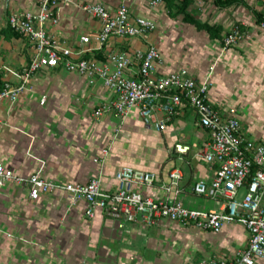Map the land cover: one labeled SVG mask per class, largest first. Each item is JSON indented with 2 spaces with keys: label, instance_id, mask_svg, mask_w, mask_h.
Listing matches in <instances>:
<instances>
[{
  "label": "crops",
  "instance_id": "obj_1",
  "mask_svg": "<svg viewBox=\"0 0 264 264\" xmlns=\"http://www.w3.org/2000/svg\"><path fill=\"white\" fill-rule=\"evenodd\" d=\"M41 0H0V88L17 84L18 74L29 61L25 40L10 30L3 31L12 12L38 10ZM151 0H58L57 24L46 23L48 33L72 54L111 52L133 54L155 45L160 53L158 75L179 69L201 80L213 66L208 100L225 115L229 109L242 125L244 135L260 140L264 133V20L262 0H235L220 5L216 0H191L186 11L196 21L221 29L210 37L183 19L171 16L164 1ZM102 3L113 10L125 4L130 17H145L156 29L145 37L114 38L100 46L95 40L98 21L86 14L84 3ZM178 2V1H176ZM234 25L244 30L235 46L223 48V37ZM87 37L81 42L80 37ZM31 90L11 103L0 101V163L14 174L35 172L47 180L85 183L99 177L102 186L116 188L115 172L123 166L153 173L151 185L135 189L156 199L169 197L196 210H219L221 199L195 194L192 185L210 181L216 164L203 152L208 132L197 124L198 117L187 105L158 130L144 124L137 108L121 120L113 111L93 115L115 94L100 80L93 84L62 65L41 67L32 74ZM244 92L245 95H240ZM163 117L156 110L154 119ZM187 146L177 153L174 145ZM108 149L103 156L102 151ZM178 170L180 192L167 193L163 183ZM86 202L74 204L59 191L28 196L25 184L6 182L0 186V264H211L214 258L235 257L246 246L248 233L238 224H225L218 232L200 230L169 220L155 224L118 221L99 209L85 214ZM255 264H264V258Z\"/></svg>",
  "mask_w": 264,
  "mask_h": 264
},
{
  "label": "built area",
  "instance_id": "obj_2",
  "mask_svg": "<svg viewBox=\"0 0 264 264\" xmlns=\"http://www.w3.org/2000/svg\"><path fill=\"white\" fill-rule=\"evenodd\" d=\"M57 1L41 0L35 12H12L7 17V25L25 40L29 61L18 74L17 84L5 82L2 85L0 101L13 103L26 90H31L32 74L39 68L62 65L66 70L86 77L90 84L100 80L115 94L110 104H102L94 110L95 117L112 110L123 120L133 108H137L144 124H153L161 130L185 104L197 115V124L208 132L203 158L210 164H216L214 177L210 181L194 182L192 191L200 196L221 199V208L202 211L186 207L169 197L156 199L146 196L135 186L151 185L155 180L154 174L128 166L115 172L116 188L111 190L102 186L99 177H91L85 183H56L44 179L39 172L26 177L16 175L0 163V186L8 181L23 183L31 200L53 191L62 192L72 204L80 200L86 202V216L92 217L99 209L117 220L120 227L125 222L152 225L158 220H169L218 232L225 224L238 223L248 233L246 246L235 257L214 258L211 264H255L257 259L264 258V133L260 140L247 138L234 109L221 115L220 110L209 102L213 66L201 80L188 75L184 69L158 75L156 67L160 53L152 44L129 55L109 51L104 59L74 55L70 49L61 47L46 29L48 21L58 23ZM161 1L151 0L150 5L156 6ZM81 8L98 21L99 30L94 40L100 46L114 38L145 37L156 29V24L145 17H130L125 4L111 10L102 3L87 2ZM258 26L264 30V20ZM244 35V30L234 25L223 37V48L237 45ZM80 41H87V37L81 36ZM156 110L163 114L157 120L154 119ZM187 149V146L174 145L177 153H185ZM107 152L108 149H104L103 156ZM180 177L178 170L171 171L169 181L162 184L163 189L167 193H179Z\"/></svg>",
  "mask_w": 264,
  "mask_h": 264
},
{
  "label": "trees",
  "instance_id": "obj_3",
  "mask_svg": "<svg viewBox=\"0 0 264 264\" xmlns=\"http://www.w3.org/2000/svg\"><path fill=\"white\" fill-rule=\"evenodd\" d=\"M162 1H164L165 6L168 10V13L171 16L183 14V19L186 22L192 23L197 29L205 30L209 34L210 37H215V38L220 37L221 29L219 27L209 25L208 23H200L196 21L189 13H187L186 8L190 4L191 0H162ZM232 1H235V0H216V3L220 5H223V4L225 5V4L232 3ZM261 19L262 17L258 16L257 20L261 21ZM6 30H10L13 34L18 35L14 31H12V29L9 26H7L3 31H6ZM89 56H92V55H85L84 58H89ZM93 56H94L93 58L101 57L100 53H95Z\"/></svg>",
  "mask_w": 264,
  "mask_h": 264
},
{
  "label": "rangeland",
  "instance_id": "obj_4",
  "mask_svg": "<svg viewBox=\"0 0 264 264\" xmlns=\"http://www.w3.org/2000/svg\"><path fill=\"white\" fill-rule=\"evenodd\" d=\"M240 95L242 96V95H245V94H244V92H240Z\"/></svg>",
  "mask_w": 264,
  "mask_h": 264
}]
</instances>
